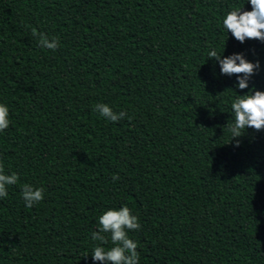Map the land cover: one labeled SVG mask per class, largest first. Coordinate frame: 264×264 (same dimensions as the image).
<instances>
[{
	"label": "trees",
	"instance_id": "16d2710c",
	"mask_svg": "<svg viewBox=\"0 0 264 264\" xmlns=\"http://www.w3.org/2000/svg\"><path fill=\"white\" fill-rule=\"evenodd\" d=\"M237 9L250 0H0V163L19 175L0 198V264H102L111 237L92 232L123 206L139 264H264V130L226 127L239 95L264 92V42L228 32ZM212 50L259 61L249 88ZM25 184L45 190L32 208Z\"/></svg>",
	"mask_w": 264,
	"mask_h": 264
},
{
	"label": "clouds",
	"instance_id": "9594fccd",
	"mask_svg": "<svg viewBox=\"0 0 264 264\" xmlns=\"http://www.w3.org/2000/svg\"><path fill=\"white\" fill-rule=\"evenodd\" d=\"M252 10H232L223 20L224 27L241 43L246 40H259L264 42V0H250ZM33 37L38 39V45L41 48L56 50L59 47L58 39H49V37L32 29ZM209 58H213L220 64L221 72L225 75L237 76L238 88L243 90L249 88L251 77L259 69V61L249 62L243 53H235L232 56L224 57L215 50L209 52ZM251 93V94H249ZM244 96H238L231 104L234 112V121L227 124L232 137L238 138L242 130L254 128L257 131L264 130V92L253 90ZM254 93V94H253ZM95 111L103 118L117 122L128 117L127 112H115L104 103L95 105ZM9 109L6 105L0 104V132H4L10 126ZM239 146V141H237ZM113 182L119 179L118 175H113ZM19 175L15 172L8 175L4 173L3 164L0 163V198L8 196L7 188L17 184ZM43 188H34L30 184L23 185L22 198L26 207L32 208L41 203L44 196ZM139 218L132 214L127 206L119 210L110 209L99 217V230L92 232V239L106 242L105 234H110L113 247L105 250L104 247L96 246L92 254L94 261L102 264H139L138 244L129 237L130 231H139L141 229Z\"/></svg>",
	"mask_w": 264,
	"mask_h": 264
}]
</instances>
